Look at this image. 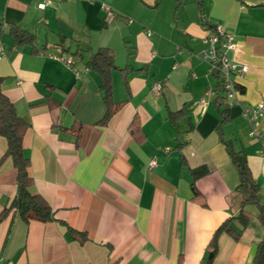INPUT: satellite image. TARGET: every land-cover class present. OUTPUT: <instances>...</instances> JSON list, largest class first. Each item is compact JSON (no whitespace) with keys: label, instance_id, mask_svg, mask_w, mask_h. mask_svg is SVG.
<instances>
[{"label":"crops","instance_id":"crops-1","mask_svg":"<svg viewBox=\"0 0 264 264\" xmlns=\"http://www.w3.org/2000/svg\"><path fill=\"white\" fill-rule=\"evenodd\" d=\"M199 1L204 17L197 0H0L2 90L30 124L23 146L31 193L49 202L57 220L25 223L11 213L0 222V264H254L264 236L256 206L246 208L254 220L239 242L223 234L217 254L208 250L217 229L240 214L242 195L216 129L220 81L203 52L205 38L222 26L235 38L230 58L249 68L235 80L223 135L245 149L264 202L263 145L243 117L264 103V0ZM102 3L115 12L111 22ZM13 27L35 45L18 46ZM102 48L114 52L113 99L121 104L107 126L99 124L102 80L87 66ZM171 113H180L176 122ZM80 124L79 144L54 127ZM6 150L0 137V160ZM153 159L158 166L149 170ZM199 167L208 173L195 180L191 170ZM16 193L9 159L0 166V215ZM64 223L88 241H69Z\"/></svg>","mask_w":264,"mask_h":264},{"label":"trees","instance_id":"trees-1","mask_svg":"<svg viewBox=\"0 0 264 264\" xmlns=\"http://www.w3.org/2000/svg\"><path fill=\"white\" fill-rule=\"evenodd\" d=\"M199 10L204 17L203 4L197 0ZM264 7V5L262 6ZM1 25V24H0ZM15 42L18 46L35 45V37L17 27L11 29ZM87 66L95 71L102 80L101 92L106 107V114L99 123L100 126H107L111 119L118 113L121 104H116L113 99V72L117 69L115 64L114 52L108 48H102L92 54ZM124 75L125 84L127 83V68L121 70ZM218 79L219 76L216 75ZM4 78L0 76V137L7 140V150L0 160V166L9 159L12 160L16 170L17 193L12 203L0 215V222L7 218L11 213H15L23 222L30 223L36 221L39 223H50L57 221L55 211L49 202L40 195H33L31 188L34 184L33 178L29 174L30 161L24 153V138L30 128V124L23 120L16 111L13 102L4 94L2 90ZM220 81V80H219ZM219 96L216 99V105L220 110V121L217 125L222 142L225 144L227 152L237 169L239 175L238 191L242 195V209L237 217L227 219L215 232L208 250L210 255H216L218 251V240L223 234H227L235 241L239 242L242 237V231L247 229L253 222V214L246 208L256 206L259 210L258 221L264 229V202L261 197V189L255 179L248 162V156L244 148L237 147V143L231 140H225L223 127L230 122V106L224 94V89L220 83L217 88ZM51 109L59 107V104L53 100L46 102ZM180 113H171L169 118L173 122L179 118ZM59 132L72 133L76 135L77 144L81 139L82 125L76 129H66L62 126H54ZM208 173L206 167H199L191 170L193 178L199 179ZM197 192L195 191V195ZM63 223V222H62ZM241 227V230L236 225ZM67 228L66 236L69 241H77L81 245L88 241L87 234L78 231L64 223ZM213 259H209L207 264H212ZM254 264H264V236L259 243Z\"/></svg>","mask_w":264,"mask_h":264},{"label":"built area","instance_id":"built-area-1","mask_svg":"<svg viewBox=\"0 0 264 264\" xmlns=\"http://www.w3.org/2000/svg\"><path fill=\"white\" fill-rule=\"evenodd\" d=\"M102 7L107 13L106 21L111 22L115 17V12L108 6L104 5ZM39 8L44 10L46 4H40ZM204 43L206 49L203 52V58L208 63L211 73L219 76L227 101H233L237 95L235 80L239 77H244L249 70L247 65L237 63L229 56L231 52L236 50L235 38L233 35L228 34L222 26H215L209 36L205 38ZM3 54V47L0 44V61L3 59ZM55 59L65 63L69 68H72L74 65L73 60L65 57H55ZM152 90L154 93L158 94L162 90V85L156 83ZM211 94L212 92H209L201 102L205 104L207 97ZM243 117L251 127V138L262 141V155L264 156V134L261 130V122L264 118V103L245 108L243 110ZM157 166L158 161L153 159L149 164V170H152Z\"/></svg>","mask_w":264,"mask_h":264},{"label":"rangeland","instance_id":"rangeland-1","mask_svg":"<svg viewBox=\"0 0 264 264\" xmlns=\"http://www.w3.org/2000/svg\"><path fill=\"white\" fill-rule=\"evenodd\" d=\"M101 5H102V6H104V5H105V6H108V7H110V6H109L108 4H106V3H102Z\"/></svg>","mask_w":264,"mask_h":264},{"label":"water","instance_id":"water-1","mask_svg":"<svg viewBox=\"0 0 264 264\" xmlns=\"http://www.w3.org/2000/svg\"><path fill=\"white\" fill-rule=\"evenodd\" d=\"M214 28H215V26H214ZM212 257H213V255L210 256V258H212Z\"/></svg>","mask_w":264,"mask_h":264}]
</instances>
